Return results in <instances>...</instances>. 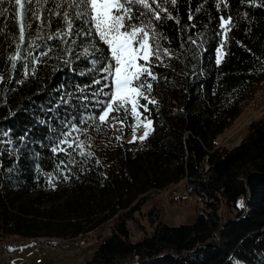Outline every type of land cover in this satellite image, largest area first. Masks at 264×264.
<instances>
[{"label": "trees", "instance_id": "16d2710c", "mask_svg": "<svg viewBox=\"0 0 264 264\" xmlns=\"http://www.w3.org/2000/svg\"><path fill=\"white\" fill-rule=\"evenodd\" d=\"M168 8L173 19L161 13L156 31L173 58L154 69L158 80L149 98L158 103L144 113L153 122L149 136L130 143L132 128L118 121L99 131L98 121L79 124L98 113L94 101L108 99L93 93L111 84L103 79L107 73L93 68V56L83 55L86 44L78 40L69 53L59 40L39 41L33 55L46 44L54 50L35 75L25 78L19 65L11 73L20 9L15 0L0 4V237L73 239L112 222L85 264H264V119L251 120L234 147L217 143L264 86V0H178ZM222 17L231 18L226 41ZM28 22L35 36L40 21L29 13ZM100 47L107 56V46ZM73 123L88 129L72 138L91 156L52 152ZM181 181L201 205L193 222L159 220L131 240L132 215L151 193ZM151 211L141 226L151 227Z\"/></svg>", "mask_w": 264, "mask_h": 264}, {"label": "snow or ice", "instance_id": "6c2138e0", "mask_svg": "<svg viewBox=\"0 0 264 264\" xmlns=\"http://www.w3.org/2000/svg\"><path fill=\"white\" fill-rule=\"evenodd\" d=\"M2 3L3 0H0V4ZM177 3L178 0H15V4L20 9L21 24L15 53L9 56L11 73H17L19 65L23 68L25 78L30 73L35 75L36 65L42 62L41 58L49 56L54 50L52 44H46L43 46L46 50L33 55V51L42 48L39 41L59 40L62 44L69 45L61 51L71 53L73 48L70 45L77 44L79 40L81 44L87 45L83 49V55L93 56L91 60L93 68L99 66L101 72L107 73L103 77L105 81L111 78V84L105 83L99 91L93 93V96L103 95L108 99L94 101V105L99 108L98 113L80 119L79 124H87L89 120L98 121L96 130L99 131L100 126L107 124L110 119L118 121L121 127L132 128L133 139L129 141L130 143H135L137 139L135 132L143 126L145 132L139 139L144 140L149 136L153 123L144 113L150 112L149 104L158 103L157 100L149 98L154 91L153 82L158 80L154 69L163 65L165 58H173L170 49L161 45L164 37L156 31V22L164 18L161 13H165L168 19H173L168 5L175 7ZM33 4L36 6L35 11L32 8ZM49 4L54 7H46ZM45 12L47 16L44 15ZM149 12L151 16L148 15ZM29 13L40 21L35 28V36H33V24L28 22ZM53 17L55 20L52 19ZM189 19L192 17L190 16ZM61 22L64 25L62 28ZM176 22L180 23L179 18H176ZM230 27L231 18L222 17L221 28L225 33V41ZM45 28L51 31L42 35ZM191 43L196 44L197 41L191 40ZM223 43L224 41L221 48L216 49L217 65L222 60ZM100 45L107 46V56ZM3 82L5 77L0 75V83ZM93 83L100 84L101 81L95 80ZM105 88L110 91L105 92ZM84 99L87 100L88 97ZM141 100L147 103H141ZM140 109H143V112ZM129 116L133 117L134 123L129 124ZM87 131V128H80L75 123L71 124L69 131L61 133L62 138L52 148V152H63L70 157L73 152L81 156H91L92 153L80 150L84 147L83 141L72 138L73 132L86 134ZM60 163L64 164V161ZM69 163L75 161L70 160ZM238 206L243 207V201Z\"/></svg>", "mask_w": 264, "mask_h": 264}, {"label": "rangeland", "instance_id": "374dc122", "mask_svg": "<svg viewBox=\"0 0 264 264\" xmlns=\"http://www.w3.org/2000/svg\"><path fill=\"white\" fill-rule=\"evenodd\" d=\"M264 87V86H263ZM258 89L251 100L248 102L246 109L243 113L233 120L232 124L226 128L222 134L217 138V143L225 145L227 148H232L242 139L246 132V127L251 120L256 118L264 119V100L257 103L258 92L263 88ZM257 94V95H256ZM257 96V97H256ZM257 105V106H256ZM262 107V108H261ZM113 131L116 126L112 127ZM145 132V128L140 126L135 135L137 140ZM133 139V132L127 140ZM141 141V140H140ZM186 182L167 187L161 191H155L150 194L147 201L142 206L141 213L132 215V219L128 222L131 232V240H138L146 235L152 229L153 224L162 220L170 224H190L196 217L197 211L200 209V202H196L194 196L189 194L186 190ZM198 207V209H197ZM152 208L151 217L153 222L149 228L145 224V216L147 211ZM112 222L107 223L95 232L82 235L85 244L82 246H70L67 249H36L33 245L20 246L13 248L11 251L12 264H85L86 260L95 249L98 235H107L112 228ZM40 255L41 262H36L35 258Z\"/></svg>", "mask_w": 264, "mask_h": 264}, {"label": "built area", "instance_id": "2783aa9c", "mask_svg": "<svg viewBox=\"0 0 264 264\" xmlns=\"http://www.w3.org/2000/svg\"><path fill=\"white\" fill-rule=\"evenodd\" d=\"M33 245L36 249H49V250H57V249H67L70 246H77L81 244V239L78 242L74 243H55L51 241H47V238H42V241H15L14 243H0V264H12L11 262V251L13 248H17L20 246ZM42 258L38 254L35 258L36 262H41Z\"/></svg>", "mask_w": 264, "mask_h": 264}, {"label": "bare ground", "instance_id": "6f19581e", "mask_svg": "<svg viewBox=\"0 0 264 264\" xmlns=\"http://www.w3.org/2000/svg\"><path fill=\"white\" fill-rule=\"evenodd\" d=\"M257 94L256 95L258 96V99H256V101H258L257 103H259L264 100V87ZM262 107H264V105ZM42 238H47V241H51L55 243H74V242H78V240L81 239V244H78L77 246H82L85 244L84 238L81 237H77L73 239H62L54 236H35V237L1 236L0 243H14L15 241H31V240L42 241Z\"/></svg>", "mask_w": 264, "mask_h": 264}]
</instances>
